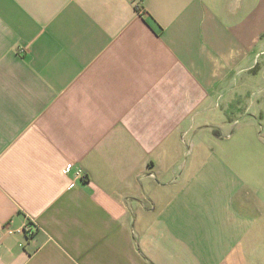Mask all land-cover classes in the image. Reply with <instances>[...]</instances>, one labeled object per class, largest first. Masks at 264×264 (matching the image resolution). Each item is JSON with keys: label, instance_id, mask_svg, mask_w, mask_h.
<instances>
[{"label": "crops", "instance_id": "crops-1", "mask_svg": "<svg viewBox=\"0 0 264 264\" xmlns=\"http://www.w3.org/2000/svg\"><path fill=\"white\" fill-rule=\"evenodd\" d=\"M263 56L264 0H0V264H264L204 144Z\"/></svg>", "mask_w": 264, "mask_h": 264}, {"label": "rangeland", "instance_id": "rangeland-1", "mask_svg": "<svg viewBox=\"0 0 264 264\" xmlns=\"http://www.w3.org/2000/svg\"><path fill=\"white\" fill-rule=\"evenodd\" d=\"M254 67L251 82L241 80V93L226 95L223 119L205 128L204 144L212 155L210 168L223 171L226 181L235 178L256 186L258 199L264 201V56Z\"/></svg>", "mask_w": 264, "mask_h": 264}, {"label": "built area", "instance_id": "built-area-1", "mask_svg": "<svg viewBox=\"0 0 264 264\" xmlns=\"http://www.w3.org/2000/svg\"><path fill=\"white\" fill-rule=\"evenodd\" d=\"M138 12L140 14H143V11L139 7H138ZM68 170L69 169L66 168L65 172H67ZM76 175H77V177L82 182H87L86 175L82 174L81 172H77ZM37 231H38V225H37V223L35 222V220L29 218L27 224L22 229L17 230V233L24 234V236L26 237V239L29 241V240H31L35 236V234H36ZM8 232L10 234H13L14 233V231L11 230V229H8Z\"/></svg>", "mask_w": 264, "mask_h": 264}]
</instances>
